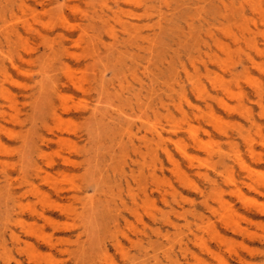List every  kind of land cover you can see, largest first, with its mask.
<instances>
[{
  "label": "rangeland",
  "instance_id": "obj_1",
  "mask_svg": "<svg viewBox=\"0 0 264 264\" xmlns=\"http://www.w3.org/2000/svg\"><path fill=\"white\" fill-rule=\"evenodd\" d=\"M20 1L28 9L18 10ZM63 1L0 0V83L10 98L0 100V169L10 170L24 205L22 224L13 226L24 243L14 246L9 232L0 237V264H107L103 258L112 264H264V185L259 190L249 187L264 183V56L257 54L260 67L255 68L243 54H256L249 38L264 50V23L258 21L255 29L237 16L243 7L251 18L252 4L264 9V0H144L141 6L125 0L119 4L123 11L108 17L106 24L98 17L106 12L102 6L106 2L118 9L113 0H75L78 11L63 7ZM202 2L208 10L199 17ZM124 23L135 28L125 29ZM208 28L222 40L228 31L238 38L245 36L246 42L239 38L243 68L250 81L259 82L260 92H255L244 73H238L237 80L218 79L232 94L214 90L209 78L222 73L219 61L224 56L212 47L219 57L209 61L201 50L202 59L196 62L199 72L194 73L206 90L217 92L218 99L235 108L230 114L217 101L211 102L223 123L228 122L224 127L232 137L227 140L207 127L215 142L214 151L207 154L180 133L186 149L197 158L189 164L169 144L186 172L190 184H184L169 171L155 141L148 149L135 147L146 133V122L168 131V115L156 100L163 94L153 95L152 88L168 81V65L188 48L190 37L199 31L204 35ZM194 49L189 53L195 56ZM63 62L79 77L86 73L84 86L89 92L82 95L66 83ZM56 89L62 91V99L53 93ZM184 91L195 100L189 87ZM238 95L250 120L237 111ZM146 104V109L140 106ZM52 109L61 120L52 116ZM60 132L68 141L55 139ZM158 155L164 167L156 168L157 176L179 192L169 203L151 180L144 183L147 173L139 174L154 166ZM64 156L69 163L62 162ZM236 159L253 173L246 175ZM136 177L140 185L135 184ZM143 187L150 201L144 199ZM135 194L140 198L142 221L128 214ZM229 208L245 220L233 219ZM118 213L132 224L121 221L115 228L112 220ZM4 223L0 220V233ZM115 240L122 249L114 245Z\"/></svg>",
  "mask_w": 264,
  "mask_h": 264
},
{
  "label": "bare ground",
  "instance_id": "obj_2",
  "mask_svg": "<svg viewBox=\"0 0 264 264\" xmlns=\"http://www.w3.org/2000/svg\"><path fill=\"white\" fill-rule=\"evenodd\" d=\"M73 1L75 0H64L62 3L63 7H66L70 9L71 11H78V6L73 4ZM125 0H113V2L116 4L117 10H113L112 6L109 7L108 3H104L102 6H105L106 12H103V15L98 17V20L101 24L105 23L108 20V17L113 16L117 17L118 14H120L123 10L119 7V4L123 3ZM85 2H89V0H85ZM127 3H133L138 5H142L144 3V0H126ZM166 3V2H164ZM118 5V6H117ZM214 5V1L210 2V11L212 10ZM18 10L25 11L28 9V4L24 1H20L18 6ZM198 10L201 11V15L199 17H202V15H205L206 10H208V4H205V2L200 3V6ZM250 12L252 14L251 18L248 19L247 12L244 11L243 7H240V11H238L237 16H240L241 19L247 20L251 22V24L254 25L255 29L258 25V21L263 24L264 23V9L260 4H252L250 7ZM235 16L236 14L233 13ZM86 17V20H88L90 17L87 15H84ZM198 17V18H199ZM116 21L121 20L118 18ZM132 23H124L122 26L127 29L128 25H130L131 28H135V26H131ZM29 29L32 31H35V33L42 35V32L40 30H36L34 28H31V25H28ZM112 27V26H110ZM200 29V27H199ZM224 30V29H221ZM111 33H113V29H110ZM80 33L85 34V30L81 29ZM200 31L195 35L191 36L190 45L186 50L183 51L182 54H179L176 57V62L168 65V81L162 82L157 89L152 88L153 95L157 91H161L163 96L157 97V102L163 111H165L168 115V131H162L163 128L156 127L157 124L153 123H147L146 122V133L142 136V140L139 142V145L136 146L133 144V146H136L135 149L139 151L140 146L145 147L146 149L150 148L149 145L151 141H155L154 145L159 146V151L162 153V155L166 158L168 165H169V171L175 176L177 181L179 183L188 182L186 179V172L181 167L180 162L176 158V156L172 153L169 144L174 146V149L177 151L178 155L181 158L186 159L189 164H192L194 162V159H197L196 156L192 155L187 149L185 145L184 136H182L180 133L185 134L186 138L193 144V146L199 150L205 151L207 154H211L214 150L212 149V144H214V140L211 139L212 134L211 131L207 128H211V130L215 131L220 135L221 137H224L225 139L229 140L231 139L232 135L230 132L224 127L225 124H228V122L223 123V118L219 114H217L213 106L211 104L212 101H217L218 105L224 108L228 113H232V111L235 110V108L231 107L230 104L226 101H224L222 98L218 99L217 92L210 93L208 90H206L205 86L202 84V81L200 80V76L195 75L194 71L199 72V68L196 66V62L199 59H202L200 56L202 54L201 50L204 51V56H206L209 61L215 60V58H218L219 56L214 55L211 50L212 47L218 49L221 54H223L224 58L223 60L219 61L220 69L222 71L221 74L214 73L213 78H209L211 81V84L214 90H221L224 91L226 94H232V91L228 88H224L223 83H219V78H225L230 77L233 80H237L240 77V74L238 73H244L249 78V83L255 90V92H260V84L256 81H250L251 78L248 77L249 73L247 72L246 68H243V61L242 56L240 55L243 51L241 48H239V38H241L243 41L246 42V38L244 35H241V37H236L231 32H227L225 34L226 39L222 40L212 28H208L204 35H202ZM229 41H232V45L229 44ZM251 41V42H250ZM249 42L251 47L254 49L256 54L253 56L250 52L243 53L244 58L250 63L251 66L255 68L260 67V63H258L257 54L264 56V50L262 48H259L258 42L255 39H250ZM248 42V43H249ZM247 43V44H248ZM197 53V55H192L189 53V51L192 48ZM65 49V48H64ZM199 56V57H198ZM234 57V61H232ZM242 66L243 70L241 72H237V67ZM167 69V68H166ZM63 70H64V76L65 81L69 85H71L74 89H76L79 93L82 95L86 94V92H89V88H85L84 81L87 80L86 73H81V77L78 75H75L73 72H71L70 66H68L65 62H63ZM206 74L209 73L210 69L205 66ZM167 77V76H166ZM217 78V79H216ZM38 86H40L39 82H35ZM92 84V83H91ZM99 84V82H98ZM189 87L190 91L194 94L195 100L190 99L187 94H185V88ZM91 88V87H90ZM218 88V89H217ZM56 94L60 99H62V91H58L57 89L53 92ZM157 96V94H155ZM0 100L3 102H9L10 98L8 97V91L3 88L2 84L0 83ZM237 103L236 105L237 111L244 116L247 120H250V115L248 112V108L245 107V102L242 100V97L240 95L237 96ZM141 107H144V109L148 108V104L146 105H140ZM87 114V112H85ZM52 116L57 119L61 120L62 116L56 113V109H52ZM83 116V115H82ZM164 132V133H163ZM149 134L151 137L149 138ZM203 135H206L208 137L207 140H204ZM55 139L58 140L59 143L66 142L67 137L60 132L56 134ZM42 140H47L46 138H43ZM40 155H44L42 152V149L39 151ZM146 154L145 156L142 155V158L145 160L147 158ZM62 162L69 163L70 158L68 157H62ZM236 162L239 164L241 170L246 175H251L253 173V170L248 167L243 161L236 159ZM50 164H53L50 161ZM193 165V164H192ZM139 170L143 168V164L139 165ZM159 168L161 171L163 170L164 163L159 158L157 159V163L150 167L144 168V171L139 172V174L143 175L145 173L148 174L147 179L143 178V181L145 184H148V180H151V185H153L156 189V191L159 193V196L166 202L169 198L175 199L178 195V188L175 187L172 183L168 181V184L163 185L162 181L156 174V168ZM36 171H40V167H35ZM199 173V172H198ZM139 175V176H140ZM138 176V177H139ZM138 177H136V183L137 185H140L138 183ZM11 172L7 167H2L0 169V220L2 222L4 221V228L3 232L0 233V237L3 238L10 233L9 237L12 240V243L14 246H19L22 243V239L19 235L15 234L13 231V226L16 224H22V211H23V203L21 199V195L18 194L16 189L14 188V185L11 182ZM161 181V182H160ZM185 184V183H184ZM190 184V183H189ZM264 183L262 182H254L250 183L249 187L251 186L255 190H259L261 186H263ZM143 192H146V189L143 187ZM240 199L243 201L246 199V197L238 191ZM144 199L146 201H150L151 198L148 194H144ZM145 200H142V204H145ZM140 198L137 194L133 195L132 197V205L128 208V214H131L136 219L142 221L141 215L138 212V205H139ZM169 203V201H168ZM151 204L153 205L154 202L151 201ZM195 211V210H194ZM67 213V211H64ZM228 212L230 213V216H233L235 218L245 220L244 217L237 214L232 208H229ZM32 213H36L33 211ZM43 216V214H40ZM152 217H154L152 215ZM45 218V217H44ZM233 219H230L231 222ZM121 221L125 225H131L132 223L129 220V217H125L122 213H118L115 218H113L112 223L115 228H118L120 226ZM165 221L168 223V218H165ZM172 227H175L176 225L172 222L169 223ZM229 223H227L228 225ZM236 227H238V222L236 224ZM132 244L135 243L131 238H128ZM50 247H54V245L49 241L48 242ZM114 245L119 248H121V244L118 240H115ZM237 258L239 260H243V256L237 255ZM103 262L106 261L107 264H112L110 261L106 260V258L101 259ZM17 264H21L18 262Z\"/></svg>",
  "mask_w": 264,
  "mask_h": 264
}]
</instances>
